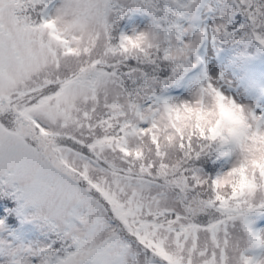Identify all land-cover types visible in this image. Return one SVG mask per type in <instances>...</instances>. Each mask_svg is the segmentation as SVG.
Masks as SVG:
<instances>
[{"label":"snow or ice","instance_id":"obj_1","mask_svg":"<svg viewBox=\"0 0 264 264\" xmlns=\"http://www.w3.org/2000/svg\"><path fill=\"white\" fill-rule=\"evenodd\" d=\"M202 3L0 0V217L40 221L49 237L0 240V264H264L247 254L264 240L238 223L264 210L248 198L255 178L218 198L197 166L223 133L159 124L174 108L154 101L160 77L204 36L180 20ZM137 12L151 23L133 27ZM237 12L264 44V0H227L214 30L231 36Z\"/></svg>","mask_w":264,"mask_h":264},{"label":"clouds","instance_id":"obj_2","mask_svg":"<svg viewBox=\"0 0 264 264\" xmlns=\"http://www.w3.org/2000/svg\"><path fill=\"white\" fill-rule=\"evenodd\" d=\"M171 115L161 113L159 124L162 128L175 127L185 132L199 123L206 128H219L226 139L237 141L235 160L230 168L214 177L218 198L231 199L250 187L244 180L255 178L259 185L249 199L264 201V178L259 176V166L264 165V127H257L250 105L234 102L208 84L193 94V99L173 103ZM217 139H220L218 136ZM171 147V145H170ZM207 183V180L204 181Z\"/></svg>","mask_w":264,"mask_h":264},{"label":"rangeland","instance_id":"obj_3","mask_svg":"<svg viewBox=\"0 0 264 264\" xmlns=\"http://www.w3.org/2000/svg\"><path fill=\"white\" fill-rule=\"evenodd\" d=\"M226 2L227 0H203L199 13V19H197L194 23L188 25V28H190L188 36L191 37L193 33H198L200 30L204 31V36L199 39L195 50L191 53L187 62L192 64L198 63V58L196 57L200 49L199 47L206 41L208 43L207 77L200 78L199 75L195 79V83H193L183 94L168 95V97H166L165 99H162L160 97V89L157 95V100L154 101H160L159 103H180L183 101H188L193 99V94L198 89L211 84L218 92L227 97H230L234 102L250 105L252 109V116L256 121L257 127H262L264 126V122L261 124H257V119H259L261 108L254 105L253 98L248 95L244 85L241 83L240 71L238 69V66L236 64L229 63V59L227 56L222 57L218 48L217 32L214 30L213 25L217 20L221 18V13L226 6ZM137 16L141 20H143L144 23L141 25H133V27H145L151 23V17L147 14L137 12L136 17ZM233 21H235V15L232 17L230 23H232ZM174 68L175 65L173 64V67L169 71L165 70L167 75L160 77V79L167 81V83H171L172 80H174V83H177L179 80L171 74L179 76V73L185 71L186 69H184L183 66L181 68V71L179 69L178 71L174 72ZM236 152L237 145H235L230 152L223 153L226 154L227 160L225 164L221 166L218 175L232 166L235 160ZM213 153H216V151ZM207 157H209V155L205 157V161H207ZM209 169L211 168H208V170L205 171V174L211 176ZM27 211H34V209H28ZM0 219L4 220L3 238L1 240L11 241L15 245L23 244L33 246L49 242V237L46 234V230L42 226L40 221L28 219V224L25 229L18 230L16 227L12 226V223H8L5 217H0ZM242 222H244V220ZM242 222L238 223L241 224ZM255 222L258 225V237L264 240V218L257 217ZM240 229L241 231L243 230V224L240 225ZM254 249V247L248 248L247 254L253 256L254 258L256 257L257 260L264 257V246L260 247L258 253H256Z\"/></svg>","mask_w":264,"mask_h":264},{"label":"trees","instance_id":"obj_4","mask_svg":"<svg viewBox=\"0 0 264 264\" xmlns=\"http://www.w3.org/2000/svg\"><path fill=\"white\" fill-rule=\"evenodd\" d=\"M200 9L201 6L194 17L182 18L180 20V23L186 27V24L192 23L195 20L199 19ZM135 15L136 13L133 14V16ZM228 31L232 33L231 36H225L222 33L217 34L222 56H227L230 63L236 64L244 72L242 81L246 83L249 93L257 96L259 100H263V97H261L260 94L262 91H264V44H262L254 36L250 35V22L243 13L237 12L235 14V21L229 23ZM187 34L188 33H186V35ZM199 48L200 49L196 57L198 58V63L192 64L186 61L184 64V69H186L185 71L179 73V76L171 74L179 81L177 83H174V80H172L171 83L162 84L160 87H158L154 96V100H157V95L160 89V97L162 99H165L166 97H168V95H175L177 93H180L190 85L195 83L194 81L201 73L203 64L205 63L204 55L206 46L202 45ZM172 67L173 64L170 63L169 66L165 68V70L169 71ZM209 143L213 145V150L210 153L208 152L209 154L207 153L206 155L200 157V159L205 161V157L209 155V157H207L206 164H199L197 166L204 173L206 170H208V168H211L209 169L211 175L210 177L214 178L219 174L221 166L224 165L227 160L226 154L223 153L230 152L231 149L235 145H237V141L235 139L220 138L215 141H210ZM215 151L216 153H213ZM13 216L14 219H12L11 221L6 217L7 222L12 223V226L16 227L18 230L25 229L28 224V219H25L22 215L13 214ZM254 217L264 218V210H255L250 212L244 218V222L241 221V224H247L252 232L257 236L255 231L257 223L254 222ZM2 238L3 232L0 231V240Z\"/></svg>","mask_w":264,"mask_h":264}]
</instances>
